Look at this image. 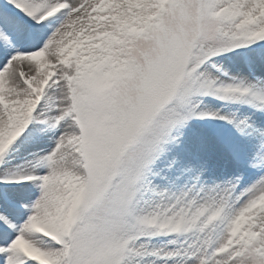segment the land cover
Listing matches in <instances>:
<instances>
[{
	"label": "snow or ice",
	"instance_id": "obj_1",
	"mask_svg": "<svg viewBox=\"0 0 264 264\" xmlns=\"http://www.w3.org/2000/svg\"><path fill=\"white\" fill-rule=\"evenodd\" d=\"M0 264H264V0H0Z\"/></svg>",
	"mask_w": 264,
	"mask_h": 264
}]
</instances>
